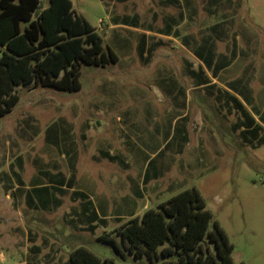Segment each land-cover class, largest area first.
<instances>
[{"label": "rangeland", "instance_id": "rangeland-1", "mask_svg": "<svg viewBox=\"0 0 264 264\" xmlns=\"http://www.w3.org/2000/svg\"><path fill=\"white\" fill-rule=\"evenodd\" d=\"M71 1L118 60L83 64L78 91L15 86L19 101L0 116V264H72L69 256L78 246L114 264H149L146 254L134 258L116 234L130 219L123 179L129 170L98 155L100 149L124 151L136 172L147 158L148 176L160 164L162 174L149 184L169 189L158 198L140 175H131L137 188L144 184V199L136 197L139 215L196 187L234 245V260L264 264V0ZM41 4L47 7L49 0ZM124 14L135 15L138 27L114 24ZM166 23L177 37L163 35ZM141 34L145 59L138 50ZM205 42L222 70L215 81L211 75L213 83L198 86L187 68L203 64L192 47ZM175 90L184 93L176 101ZM226 91L236 93L250 116L246 123L242 118V133V110L230 106ZM183 124L187 139L181 142ZM128 133L137 155L128 149ZM72 171L74 187H84L94 207L106 199L109 212L120 206L123 218H105L94 232L85 229L79 201L61 189L60 180L68 182ZM27 192L47 199V207L39 201L31 207ZM103 233L117 236L120 251L98 238Z\"/></svg>", "mask_w": 264, "mask_h": 264}, {"label": "trees", "instance_id": "trees-1", "mask_svg": "<svg viewBox=\"0 0 264 264\" xmlns=\"http://www.w3.org/2000/svg\"><path fill=\"white\" fill-rule=\"evenodd\" d=\"M164 1L169 4L179 2ZM134 16H122L116 23L138 27ZM170 28L168 25L169 31ZM176 33L174 35L178 36ZM182 39L190 43L188 36ZM138 50L140 55L144 53V39L139 42ZM195 54L203 64L198 69L189 66L188 75L198 86H207L213 83L211 75L218 77L222 65L214 60L215 55L207 42L196 45ZM117 60V54L109 46L105 49L97 28L76 12L71 0H49L47 7H42L41 0H0V116L12 111L19 101L16 85L32 84L78 91L82 87L80 75L83 64L103 67ZM204 66L211 71L210 76ZM225 93L230 106L242 110L238 123L242 133L247 130L242 124L250 120L248 111L236 94ZM102 154L112 161H121L116 154ZM58 174L62 175V171L54 175ZM72 176L74 173L70 174L68 182L61 179L60 184L73 187L75 179ZM73 194L83 199L84 208L78 214L87 219L85 229L94 232L99 223L106 224L105 218L99 217L92 207L86 192L75 189ZM25 196L31 207L38 208L36 201L43 207L49 203L41 195L38 200L28 192ZM115 231L134 258L146 254L149 264H246L234 260V245L219 222L213 219L212 211L206 207L196 187L185 188L157 207L147 208ZM98 238L110 242L120 251L115 234L103 233ZM69 259L72 264H114L113 259H102L85 246L74 248Z\"/></svg>", "mask_w": 264, "mask_h": 264}, {"label": "crops", "instance_id": "crops-1", "mask_svg": "<svg viewBox=\"0 0 264 264\" xmlns=\"http://www.w3.org/2000/svg\"><path fill=\"white\" fill-rule=\"evenodd\" d=\"M75 9V8H74ZM76 10V9H75ZM76 12H77V10H76ZM79 13V12H78ZM125 15H128V14H124V15H121V17L122 16H125ZM120 17V18H121ZM115 19V23L114 24H121V23H116V22H120V21H118L120 18H117V17H114ZM123 25V24H122ZM168 25H169V23H166V27H165V29H163V35H165V36H171V35H173L174 33L172 32V31H169L168 30ZM132 28H135L134 26H131V29ZM145 34H141L140 35V38H139V41H142L143 39H144V41H145ZM175 37H177V36H175ZM192 43V42H191ZM147 48V47H146ZM192 51H193V54L195 55V56H197L196 54H195V52H194V47H192ZM146 51L144 50V53L142 54V55H139V56H141V57H143L144 59L147 57L146 56V53H145ZM197 58L200 60V58L197 56ZM201 61V60H200ZM202 63V62H201ZM191 65V64H190ZM189 65V66H190ZM188 66V67H189ZM192 68L193 69H195L193 66H192ZM207 72V71H206ZM207 74L210 76V74L207 72ZM213 81H215V78H213ZM174 90V89H173ZM178 94H180V95H182V97H183V95H184V93H183V90H175V91H173V97L175 98ZM236 94V93H235ZM175 101H176V98H175ZM180 101V103H182L183 102V99H180L179 100ZM180 130H181V142H183V140H186L187 139V136H186V130H185V125L183 124L182 126H181V128H180ZM139 137V135H137V138ZM126 143L129 145V147H128V149L129 150H134L135 151V153H136V155H137V152H136V150L132 147L133 146V144H135V136H133V135H131V133H128V140L126 141ZM137 148H138V150H140L141 151V148H139L138 146H137ZM66 151H68V149H64V152L66 153ZM102 152H108L110 155L111 154H116V155H118L119 157H120V159H121V161L119 160H115V161H112V160H109V161H111V162H117L118 163V165H120V167L122 168V169H126V170H129L128 171V173H125V174H123V176H124V183H126V184H128V186H126V187H129V193H130V196L128 195V196H125L124 197V201H126L127 203H129V204H132V206H131V208H129L128 209V211H125L126 213H128V215H129V218H131V217H133V216H135V215H139L140 213H139V210H137L136 208H137V200H136V197H141V198H143L144 199V197H145V191H144V184L146 185L147 184V186H148V189H146V191L147 190H149L148 192L149 193H151L152 195H154L155 197L154 198H158V197H160L161 196V194L163 193V191L165 192V191H168V189H169V187H166V186H164V187H166L164 190H162V189H159V186L158 185H160L159 183H151V184H149V181H150V179L151 178H157V176H160L161 174H162V172L159 170L160 168H161V166H160V164H159V166L158 167H156V168H154L153 170H152V172H151V176H148V173H147V171H146V169H147V167H148V165H147V158H146V156H145V162H144V165H143V167H142V170L141 171H139V168H138V172H136L135 171V168H134V166H135V161L131 164V163H129V162H127L126 161V158H124V156H123V154H124V151H119L118 153H112V152H110L109 150H107V149H100V151L98 152V155H100L101 157H103V154H102ZM122 152H123V154H122ZM68 153V152H67ZM66 153V154H67ZM140 153V152H139ZM69 154V153H68ZM69 156H70V158L72 159V158H74V156H72L71 154H69ZM139 156V155H138ZM138 156H136V157H138ZM135 157V158H136ZM105 158V157H104ZM72 166H74L73 165V162L71 163V167ZM135 167H137V166H135ZM121 169V170H122ZM131 170V171H130ZM132 170H134L133 172H132ZM75 172V171H74ZM73 171H72V173H74ZM132 174H135V177L137 176V175H140L141 176V180H142V183H144L143 185H141V188L139 189V188H137V185L135 184L136 183V180H135V177L132 179V177H131V175ZM74 175H75V173H74ZM76 180L77 179H75V182H76ZM75 182H74V184H75ZM123 184V183H122ZM146 186V187H147ZM158 186V187H157ZM134 187H136L137 189L136 190H134ZM160 187H163L162 185L160 186ZM122 188H124L123 186H122ZM61 189H66V190H68V191H73V190H80V191H84V192H86V194L89 196V198L91 199V201H92V207H94L95 205L93 204V199H92V197H90V194L84 189V187L82 188L79 184L78 185H75V187H74V185H73V187L72 188H70V187H68V186H63ZM132 189L134 190V191H132ZM148 193V194H149ZM73 196H72V199L74 200V201H79V205H80V207H81V210L79 211V212H82V209L84 208L83 206V204H84V202H83V199L81 198V197H76L75 196V194H72ZM174 195V194H173ZM172 195H168V197L167 198H165V200L166 199H168L169 197H171ZM164 200V199H163ZM163 200H161L160 202H162ZM119 208H120V206H118L117 207V209H112V211L111 212H109V203L107 202V200L106 199H103L102 198V200H101V202H99L97 205H96V207H94V209L96 210V212L98 213V215H99V217H101V218H110L111 216H116V220H120V219H122L123 218V211H119ZM148 208V207H147ZM144 211V210H143ZM78 212V213H79ZM143 213V212H142ZM82 214V213H81ZM79 215V214H78ZM83 216V215H82ZM84 218L86 219V217L84 216ZM89 219V218H88ZM86 222H87V219H86Z\"/></svg>", "mask_w": 264, "mask_h": 264}]
</instances>
